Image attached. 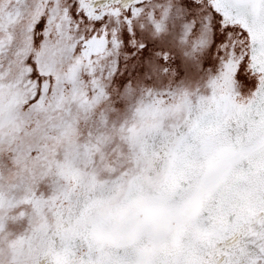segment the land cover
I'll list each match as a JSON object with an SVG mask.
<instances>
[{
    "label": "snow or ice",
    "instance_id": "6c2138e0",
    "mask_svg": "<svg viewBox=\"0 0 264 264\" xmlns=\"http://www.w3.org/2000/svg\"><path fill=\"white\" fill-rule=\"evenodd\" d=\"M0 264H264V0H0Z\"/></svg>",
    "mask_w": 264,
    "mask_h": 264
}]
</instances>
